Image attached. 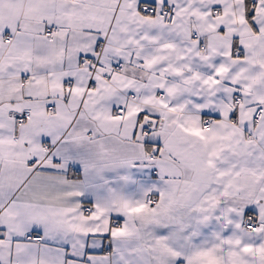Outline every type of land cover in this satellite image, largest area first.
<instances>
[{"label":"snow or ice","instance_id":"snow-or-ice-1","mask_svg":"<svg viewBox=\"0 0 264 264\" xmlns=\"http://www.w3.org/2000/svg\"><path fill=\"white\" fill-rule=\"evenodd\" d=\"M0 264H264V0H0Z\"/></svg>","mask_w":264,"mask_h":264}]
</instances>
